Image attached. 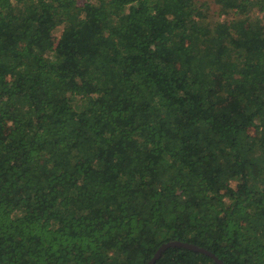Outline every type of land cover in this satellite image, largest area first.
Instances as JSON below:
<instances>
[{
  "label": "trees",
  "instance_id": "16d2710c",
  "mask_svg": "<svg viewBox=\"0 0 264 264\" xmlns=\"http://www.w3.org/2000/svg\"><path fill=\"white\" fill-rule=\"evenodd\" d=\"M215 4L0 0V264H264V0Z\"/></svg>",
  "mask_w": 264,
  "mask_h": 264
},
{
  "label": "water",
  "instance_id": "95a60500",
  "mask_svg": "<svg viewBox=\"0 0 264 264\" xmlns=\"http://www.w3.org/2000/svg\"><path fill=\"white\" fill-rule=\"evenodd\" d=\"M168 247H185L194 251L203 252L211 257H214L216 261L219 264H224L222 260H220L214 253H212L210 250L200 247L196 244L190 243V242H184L180 240H171L169 242H166L160 246V248L157 250L155 255L152 257V259L148 262V264H155L156 261L162 256V254L165 252V250Z\"/></svg>",
  "mask_w": 264,
  "mask_h": 264
},
{
  "label": "rangeland",
  "instance_id": "374dc122",
  "mask_svg": "<svg viewBox=\"0 0 264 264\" xmlns=\"http://www.w3.org/2000/svg\"><path fill=\"white\" fill-rule=\"evenodd\" d=\"M198 1H204V2L210 3V5H211L210 18H211V20H213V21L216 19L223 20V19L227 18L226 15H221V16L218 15V13H217L218 6L215 4V0H198ZM78 2L80 3V5H82L84 0H78ZM133 11H136V8L134 5H133ZM250 13H251V15L254 14V15H257V16L262 17V18L264 17V11L259 10L257 7H255L254 10L250 11ZM234 17H236V16H234ZM242 24L246 25L247 22L245 20H242ZM50 36L55 39V42L61 40V38H62V26L59 25L55 28H52V30L50 32Z\"/></svg>",
  "mask_w": 264,
  "mask_h": 264
}]
</instances>
